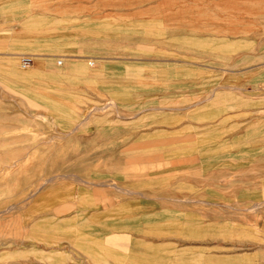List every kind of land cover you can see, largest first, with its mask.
<instances>
[{
  "label": "rangeland",
  "instance_id": "1",
  "mask_svg": "<svg viewBox=\"0 0 264 264\" xmlns=\"http://www.w3.org/2000/svg\"><path fill=\"white\" fill-rule=\"evenodd\" d=\"M89 1L88 41L49 43L82 45L87 57L37 58L40 42L29 40L37 37L33 27H27L26 35L29 61L6 56L7 45L0 46V264L66 263L71 227L58 226L54 217L36 227L35 220L56 215L61 203H67L62 207L67 214L73 189L81 181L91 194L105 192L106 220L122 219V232L132 230L130 220L136 219L153 231L154 240L179 241L182 251L162 250L180 259L176 264L181 258L210 264L209 246L216 238L218 264H256L248 247L256 244L257 216L264 209V186L259 185L264 167L226 155L233 147L247 145L241 137L248 126L257 133V114L250 115V121L241 115L225 118L226 107L209 102L195 110V101L229 95L211 88L207 69L165 68L177 65L180 52H190L187 45L133 41L129 27H114L112 15L99 17L98 1L126 0ZM2 29L0 23V41L6 37ZM142 54L154 62L151 68L136 65ZM200 54L208 56L209 51L201 47ZM71 65L73 69L65 68ZM240 95L259 98L264 92ZM239 97L235 91L234 98ZM147 103L152 105L148 115L153 142L114 139L129 129L137 105ZM89 119L92 132L102 122L107 131L104 139L84 146L71 134ZM163 119L184 128L179 135L157 131ZM99 140L105 141L107 151H121L84 152L97 149ZM146 199L153 200L151 212L140 206ZM123 200L131 202L116 213L109 210Z\"/></svg>",
  "mask_w": 264,
  "mask_h": 264
},
{
  "label": "crops",
  "instance_id": "2",
  "mask_svg": "<svg viewBox=\"0 0 264 264\" xmlns=\"http://www.w3.org/2000/svg\"><path fill=\"white\" fill-rule=\"evenodd\" d=\"M98 5L101 11L99 17L103 16L106 20L112 15L113 26L129 27L130 35L134 34L133 41L178 42L180 48L181 43L187 45L190 52H180L177 65L174 67L167 65L165 68L207 69L205 71L212 76L206 80L211 85L214 83L210 87L215 91H227L229 97L225 99L211 97L204 102H193L191 107H195V110L209 102L211 105L225 106L226 111L223 114L225 118L241 115L242 118L246 116L245 121H250L249 116L257 114V133L250 131L248 126L241 137L246 140L242 143L247 145L233 147L226 158L237 162H256L264 167V96L251 98L240 95L250 90L264 92V0H126L98 1ZM0 15L2 32L6 35L0 41V46L7 45L9 50L5 55L8 57L25 59L32 55L25 49L28 41L26 35L29 31L27 27H33V37L37 36L29 40L40 42L39 52L34 54L37 58L79 59L88 56V50L82 45L49 43L88 41L89 0H0ZM105 24L104 21L100 25ZM201 47L209 51L208 56H201ZM135 61L136 65L139 64V69H149L154 64L145 54L137 56ZM63 64L64 62L61 65ZM72 65L65 68L73 69ZM235 91L239 98H234ZM151 106L148 103L137 105L134 109L135 117L128 125L129 129L124 134L120 132L113 135V138L120 141L128 139L129 144L153 142L155 130L151 126V116L148 115ZM239 106L242 109L235 110V107ZM251 106L254 108H250ZM163 121L162 126L156 128L162 133L179 135L184 128L181 125L173 127L167 125L165 119ZM91 122L90 119L87 120L88 125L73 129L71 134L73 139H77V142L84 146L94 143L95 138L104 139L102 134L107 131L105 123L102 122L103 124L98 125L95 132H92L89 126ZM144 122L147 123L146 126L141 127ZM104 142L99 140L97 149H87L84 152L121 151V149L107 151ZM262 184L264 186V181L259 182V185ZM90 192V187L81 181L73 189L74 194L67 207V214L64 213L65 208H62L67 203H61L55 207L56 215H42L35 220L36 227H43L51 217L56 219L58 226L68 224L71 227L69 234H72V239L70 237L68 239L65 264H176L175 261L180 260L169 254L171 251L172 253L176 250L182 251L179 241L154 240L153 231L146 225L139 226L136 219L130 220L132 230L122 232L120 230L122 219L116 218L112 223L106 220L105 192L101 194ZM143 199L144 196L140 200ZM130 202L123 200L113 204L109 210L116 213ZM140 206L151 212L153 200L140 201ZM257 217L259 219L257 241L248 248L254 251L250 257L257 259L256 264H264V209L259 211ZM107 229L112 230L107 233ZM242 243L250 245L247 241ZM209 247L212 250L210 264H218L217 238ZM162 250L169 253L162 254ZM61 251L58 249L57 253H63ZM229 260L228 257L225 258L226 263ZM236 260L232 259L235 262ZM179 264H202V261L199 259L191 263L187 262L186 258H181Z\"/></svg>",
  "mask_w": 264,
  "mask_h": 264
},
{
  "label": "bare ground",
  "instance_id": "3",
  "mask_svg": "<svg viewBox=\"0 0 264 264\" xmlns=\"http://www.w3.org/2000/svg\"><path fill=\"white\" fill-rule=\"evenodd\" d=\"M26 60H29L28 58H26Z\"/></svg>",
  "mask_w": 264,
  "mask_h": 264
},
{
  "label": "built area",
  "instance_id": "4",
  "mask_svg": "<svg viewBox=\"0 0 264 264\" xmlns=\"http://www.w3.org/2000/svg\"><path fill=\"white\" fill-rule=\"evenodd\" d=\"M27 61H29V60H26V62H27ZM26 62H25V63H26Z\"/></svg>",
  "mask_w": 264,
  "mask_h": 264
}]
</instances>
